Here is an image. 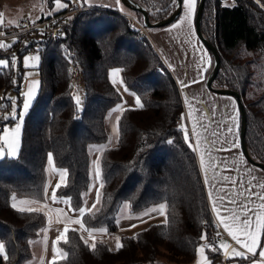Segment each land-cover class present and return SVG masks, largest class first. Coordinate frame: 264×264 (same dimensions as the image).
<instances>
[{
    "label": "trees",
    "instance_id": "trees-1",
    "mask_svg": "<svg viewBox=\"0 0 264 264\" xmlns=\"http://www.w3.org/2000/svg\"><path fill=\"white\" fill-rule=\"evenodd\" d=\"M41 1L47 7L53 3ZM66 1L68 7L55 13L70 7ZM136 1L147 9L150 20L165 16L175 5L172 0ZM121 10L85 5L67 14L62 23L55 19L54 36L49 28L11 33L19 28L6 24L0 27L11 33L3 37L11 38L10 42L3 40L11 47L0 48V59L9 60L7 67H0V98H4L0 99V129L15 120L11 113L7 114L9 119H3V110L10 107L9 90L18 94L22 91L18 89L25 80L21 55H40L35 65L40 84L28 112L22 114L18 156L0 158V242L8 257L5 260L0 256V264H22L32 258L46 224L43 212H19L12 207V198L43 197L45 164L51 153L54 164L68 170L66 186L55 188L56 196L70 197L71 209L79 208L92 182L93 146L106 147L98 156V179L104 186L99 189L100 210L94 215L86 213L82 219L86 227L104 226L108 232L118 233L123 247L117 250V243L111 245L104 237L93 241L84 232L69 231L68 243L57 245L67 253L58 264H184L194 259L198 244L211 245L205 249L210 264H254L256 259L249 253L246 257L230 253L222 257L212 237L216 225L196 152L185 141L176 120L182 108L179 88L151 40L140 35ZM130 12L142 20L138 10ZM48 13L41 10L32 22L48 18ZM200 27L219 53V68L212 84L239 92L246 114L247 149L253 158L264 161V0H204ZM204 47L210 57L207 74L213 57ZM13 55L16 62L11 60ZM70 64L82 81L80 111L74 99ZM110 67L123 69L120 77L124 86L144 104L143 108L123 106L114 143H109L106 116L121 100V93L111 82ZM122 201L130 204V213L166 203L167 216L119 230L116 218ZM205 232L207 239L201 240ZM91 243L96 244L95 250Z\"/></svg>",
    "mask_w": 264,
    "mask_h": 264
},
{
    "label": "crops",
    "instance_id": "crops-1",
    "mask_svg": "<svg viewBox=\"0 0 264 264\" xmlns=\"http://www.w3.org/2000/svg\"><path fill=\"white\" fill-rule=\"evenodd\" d=\"M83 5H103L113 8L121 9L122 3L121 1L117 4V0H79ZM61 3L66 4V0H60ZM124 6V5H123ZM1 7H12V5H1L0 4V11ZM124 8V7H122ZM60 9H57L54 0L49 9V12L52 14ZM184 15L182 8L178 15L171 20L170 22L155 27L151 29V37L154 43L155 48L162 56L163 60L165 61L166 65L168 66L170 72L172 73L174 80L179 88L180 96L182 99V103L184 108L186 109L188 119L190 121L191 128H193V117L189 115V108L188 103L186 102V97L189 98L193 106L198 109L199 111L196 113L197 116H202L200 123L205 126L206 131L204 129H200L203 132V135L207 138L208 141H217L219 142L215 144H208L205 143V148H211L212 152L211 155L214 157V164L213 168L209 170L208 173V180L205 178V173L203 167L200 163L199 152H196V157L198 160L202 180L205 186L206 195L208 199V203L210 206V210L212 212L213 218L217 220V216L215 211L212 207L211 199L209 198V189L213 187L215 192L218 196L225 198V203L228 207L236 208L237 211H240L238 206L248 203L250 199L256 205L261 203L260 200L257 199L255 195H251L250 193H261L264 194V190L258 187L259 183H264V169L259 165L249 161L243 154L240 143H239V108L236 98L229 93H222L217 92L209 87H207L205 83L206 78V71H203V79H201V67L200 65V56L204 55L208 58L209 54L204 45L199 40L198 36L196 35L195 28H194V20H192V37L189 40L187 35L188 33V26L184 25L183 30H172L171 26L177 23L181 17ZM194 19V18H193ZM7 22V21H6ZM3 31V30H0ZM153 37L155 40H153ZM5 38L0 36V42H3ZM156 41V42H155ZM163 49V50H162ZM209 63L203 65V68L208 67ZM117 67H110L109 68V76L111 78V70ZM34 78L36 80L37 74H34ZM183 80L188 87H182L180 81ZM193 80L199 81L198 83H192ZM120 84V83H119ZM29 83L25 80V87L21 92L25 91V88L29 87ZM26 90V91H27ZM133 91H125L123 90V99L119 101L117 105H135V97L132 95ZM126 101L130 104H123L122 102ZM238 108V122L236 125V135L234 137L235 142L239 145L238 148H229V145L225 143L226 138L228 137L227 129L228 127H232L231 120L229 119L230 116L234 115L232 111V105ZM118 113L113 112L110 110V114L108 116V124L110 127V138L109 143H114L117 135L114 132V125L116 124L115 117ZM17 122V121H16ZM12 125V124H11ZM9 128H13L9 126ZM214 133H218L214 135ZM192 144L195 145V135L192 131ZM99 156V152L93 151L91 155V164H92V182L90 185V189L88 192V196L86 198V203H84L80 207L89 208L95 202L96 193L99 191V179L96 176L94 171L93 161L97 160ZM46 169V180L44 184L43 190V197L37 198L30 195H19L15 197V201L11 200V203L14 202L17 204V208L25 207L20 203L21 200H37L39 204H33L32 207L36 208H43V213L45 214L46 224L43 228V234L36 246V254L29 258L28 260L24 261L22 264H49L51 261L54 248L57 247L54 244L56 236L59 235V232L62 231L65 224L56 220V216L54 212H51L50 209H63L69 216L73 219L79 218L76 212L70 210L68 204L63 203L62 201L67 199V196L57 197L56 201H52L50 199L52 192L55 189L56 184L60 181V175L57 171L59 169H64L60 166H54L53 168L49 167L48 158L45 164ZM251 170V172L249 171ZM224 177H231L232 180H225ZM236 181L233 184L232 181ZM251 180V187L248 184V181ZM243 182V187H240V183ZM47 192L48 197L44 196V193ZM236 199V205H232L229 203L231 199ZM46 205V207H45ZM98 206V205H97ZM252 205L249 204V207ZM145 211H141L139 213H130L125 209L124 211H119L118 216L116 218L117 226L119 230L124 229H131L132 225H138L148 219L152 218H161L162 215L158 213H151L150 216H141L142 213ZM52 217V224L49 227L48 225V218ZM215 224V222H214ZM216 225V224H215ZM222 227L223 225L220 224ZM76 226L79 228V225H70ZM86 227V226H85ZM86 228L90 229H99L104 228V226H89ZM217 228V226H216ZM224 228V227H223ZM46 229V230H45ZM226 230V229H225ZM227 235H221L215 239L218 246L221 243L229 244L230 240L233 239L231 235H229L228 231L226 230ZM88 237V232H84ZM96 237L106 238L107 241L111 245H115L117 243L118 233L115 232H104V233H95ZM45 237L47 240L45 241ZM234 240V239H233ZM235 241V240H234ZM236 242V241H235ZM237 244V243H236ZM201 244H198L196 247V254L194 259L189 263L184 264H198L200 260V255L198 253V248ZM239 245V244H238ZM235 246V245H233ZM241 246V245H240ZM220 248V247H219ZM264 250V234L261 235L260 238V245L257 248L256 254L259 256V252ZM223 252L224 250L221 249ZM254 256L255 261H261V257ZM205 257L209 262L210 258L207 256L205 251ZM157 264H183V263H157ZM219 264H225L224 262Z\"/></svg>",
    "mask_w": 264,
    "mask_h": 264
},
{
    "label": "snow or ice",
    "instance_id": "snow-or-ice-1",
    "mask_svg": "<svg viewBox=\"0 0 264 264\" xmlns=\"http://www.w3.org/2000/svg\"><path fill=\"white\" fill-rule=\"evenodd\" d=\"M69 2H75V0H69ZM86 2V0H85ZM120 0H117V4H119ZM173 4H177L179 7L182 8L184 15L181 17V19L173 24L171 26L170 31L172 30H183L184 25L188 26V37L189 40L192 37V20L193 16L195 14L196 10V3L197 0H172ZM54 4L57 9H62L68 7V4L61 3L60 0H54ZM48 15H51V13H48ZM3 13H0V27L3 26ZM19 26V24H17ZM15 42V41H14ZM11 45L0 42V48L6 49L10 48ZM17 57L13 55L11 57L12 62H15ZM40 60V57L38 55L36 56H25L23 58V63L25 67L30 66V62H35V64H38ZM210 62V58L201 55L200 56V67L202 69L200 75L201 79H203V71H206V68H203V65ZM35 64H32L31 66H35ZM9 65L8 59H0V67H7ZM123 71V69L120 68H113L111 70V82L115 85L117 83L123 84L124 81L120 77V73ZM31 75V73H29ZM199 81L193 80L192 83H198ZM40 81L38 80H32L30 82V85L28 87V90L26 92H23L22 95L25 97L23 101V113H27L30 105L32 104L33 100L35 99L37 89L39 87ZM180 84L182 87H188V85L181 80ZM125 91H128L127 87H125ZM132 95L135 97V105L138 108H143L144 104L141 102L140 96L135 95V93H132ZM4 99V98H0ZM7 99L12 103V113L11 118L17 119V113H16V105L15 100L12 97H7ZM186 102L188 103L189 108V115L193 117V128L192 131L195 135V145L193 146L192 141L189 138V132L187 127L184 123H181L179 125L180 129L183 131L184 139L186 142L189 143V146L192 148L193 152H199L200 157V163L203 167L205 178L208 180V173L209 170L213 168L214 164V157L211 155L212 149L211 148H205L204 144H215L219 142V139L217 141H208L207 138L203 135V132L200 129H204L206 131V128L204 125L200 123L202 116H197L196 113L199 111L196 109L189 98H185ZM75 103L77 105V111H80V104L81 99L79 95L75 96ZM125 109L122 105H117L115 109H113V112L116 113H122ZM131 110V109H129ZM232 111L235 113L234 115L230 116L229 119L231 120L232 127H228L227 133L228 137L225 140V143L229 145V148H238L239 145L235 142L234 137L236 135V125L238 122V108L234 106V103L232 105ZM3 119L7 120L9 119V116L5 115ZM120 115H116L115 121L116 124L114 125V132L118 136V125H119ZM181 120H183V116L181 117ZM23 125V115L19 117L17 122L15 123V126L13 128L4 127L3 129H0V158H4L5 156L16 158L18 156L20 142H21V130ZM214 135H217L219 137L218 133H214ZM171 142V141H170ZM106 150L105 146H93V148L90 149V151H96L103 153ZM48 164L50 168L54 167L53 162V155L51 153L48 154ZM94 171L96 173V176L99 178L101 175V168H100V161L99 159L93 161ZM60 175V181L56 184L55 188L59 189L62 186H66V177L68 175L67 169H59L55 170ZM251 172V170H249ZM225 180H232L231 177H224ZM233 184L236 183V181H232ZM249 186L251 187V180L248 181ZM103 182L101 181L99 184L100 188H103ZM240 187H243V182L240 183ZM258 187L264 190V183H259ZM251 195H255L258 200L261 201L259 205L254 204L251 202V200H248V203L242 204L238 206L240 208V211H237L236 208L228 207V205L225 203V198L220 197L216 194L215 189L213 187H210L209 189V198L212 202L213 210L216 213L218 224H222L224 229H226L229 233V235L232 236V238L236 241L237 244L241 245L244 249L247 251H239L237 249H232L230 255L235 257H246L248 253H251L253 256L256 255V251L258 246L260 245V238L261 235L264 234V194L261 193H250ZM87 196V193L84 194ZM45 197H48L47 192L44 193ZM50 199L52 201L57 200L56 192L55 190L52 192ZM13 200L15 201V197H13ZM65 204H68L70 207V210L73 212H76L78 214L79 218L73 219L71 216H69L63 209H50L51 212L55 213L56 220L59 222H62L65 224L62 231L59 232V235L56 236V239L54 241V244L58 245L61 241L64 243H68V236L67 234L69 231L73 232H88L89 237L93 241H95L96 236L95 233H104L107 230L104 228L99 229H90L86 228L85 224L83 222V217L87 214L94 215L95 212H98L100 209L97 207V205L101 204V193L97 191L96 193V199L95 202L91 205V207H79L77 209H71V198H67L62 201ZM20 203L22 205H25V207H19L17 208V204L14 202L12 204V207L17 209L19 212H28V213H35V212H42L43 208H36L32 207L33 204H39V201L37 200H21ZM86 203V201H85ZM230 204L236 205V199H231L229 201ZM249 204L252 206L249 207ZM46 207V205H45ZM125 209L130 208V204L126 203L124 205ZM167 209L168 205L166 203H161L157 207H153L145 211L141 214V216H150L151 213H158L160 215L167 216ZM167 223V219L164 221ZM52 224V217L48 218V225L49 227ZM70 225H79V228H70ZM131 227H135V225H132ZM46 230V229H45ZM217 236L220 235L219 232L216 234ZM83 239V236L81 237ZM117 239V245L116 248L119 250L123 247V244L120 243L119 238ZM201 240L207 239V233H202ZM47 240V237H45V241ZM84 243L87 245L89 244V240L85 239ZM90 247L95 250L96 244L91 243ZM206 247H211V245L207 244H201L198 248V253L200 255V260L198 261V264H210V262L207 261V258L205 257V249ZM220 249H223L226 254L228 248L230 247L226 243L220 244ZM216 250V249H213ZM0 256L3 257V259L7 260V253L5 249V245L3 242H0ZM259 256L261 257V261L254 262V264H264V250L259 252ZM67 258V253L64 252L59 247L54 248V254L49 261V264H58V261L64 260ZM43 264V262H42Z\"/></svg>",
    "mask_w": 264,
    "mask_h": 264
},
{
    "label": "rangeland",
    "instance_id": "rangeland-1",
    "mask_svg": "<svg viewBox=\"0 0 264 264\" xmlns=\"http://www.w3.org/2000/svg\"><path fill=\"white\" fill-rule=\"evenodd\" d=\"M232 1L233 0H221V2H224V3H231ZM0 4L1 5H4V4H7V5L10 4V5H12V7H8V9L5 8V7H1L0 13H3V17H2L3 24L12 25V26L15 25L16 27H19V29L25 28L24 27L25 24L22 23V19L24 17H29V19L31 20L32 17L33 18L38 17V15H39V13H40L41 10L44 13H48L49 12V9L51 7V6H48L47 7L41 0H0ZM122 7H124V8H122ZM122 7H120L122 10H124V11H126L128 13H131L130 12V9H128L127 7H125L123 5H122ZM69 11L70 12H68V13H71L72 12V10H69ZM52 14H55V12H53ZM17 24H19V26H17ZM149 27H152V26H147V28H148V30H149V32L151 34V31L150 30L153 29V28H149ZM155 27H158V26H155ZM10 39L11 38H6V39H4V41L5 42L6 41L7 42H10ZM153 40H155L154 37H153ZM36 55H38L40 57V55H39L38 52H32L30 54L23 53L21 55V61L23 63V58L25 56H36ZM32 64H35V62H30V66L25 67L24 72H23V75H22V79H25L27 81V83H29V84H30V82L32 80H35L34 74L38 71V68L36 66H34V67L31 66ZM29 73H31V75H29ZM71 77H72L73 85H74V99H75V96L76 95H79L80 96L81 104H80L79 107L81 108L82 103H83V86H82V81H81V78H80V75H79L77 69L71 72ZM115 86L119 89V91L121 93V99H123L122 97H124V96H123L122 91L125 90L124 84L117 83V84H115ZM26 90H27V88H25V91L24 92H26ZM22 93L23 92H20L18 94L14 90H9L10 97L14 98V100H15L17 119L14 120V122H13L12 125H10L9 122H6L4 124V126H3V128L4 127H9V126L10 127H12V126L14 127L16 121L23 114L22 109H23V101H24L25 97L22 95ZM132 93H134V92H132ZM135 95H136V93H135ZM0 96H1V91H0ZM181 102H182V99H181ZM122 103L123 104H130L129 102H126V101H123ZM116 107H117V104H114L113 107L111 108V111L113 109H115ZM184 109L185 108H184V105L182 103V108H181L180 111H183ZM12 110H13L12 103L10 102L9 110H3L4 111V115H7L8 113H12ZM7 111H9V112H7ZM109 114H110V110L107 112V116H106L107 127H108V130H109V137H110V127H109V124H108V116H109ZM189 124H190V121H189ZM189 132H192V128H191V131H189ZM189 138L192 141L193 137H190V135H189ZM54 166H55V164H54ZM125 204H126V202L125 201H122V205H121L119 211H124L125 210V208H124V205Z\"/></svg>",
    "mask_w": 264,
    "mask_h": 264
},
{
    "label": "water",
    "instance_id": "water-1",
    "mask_svg": "<svg viewBox=\"0 0 264 264\" xmlns=\"http://www.w3.org/2000/svg\"><path fill=\"white\" fill-rule=\"evenodd\" d=\"M120 1L125 7L129 8V9L138 10L142 16V22L146 26H159V25H164V24L170 22L171 20H173L178 15L180 8H181L177 4H175L174 7L171 9V11L168 14H166L165 16L157 18L155 20H150L147 9L138 1H136V0H120ZM203 3H204V0H198L197 1L196 10H195V17H194V28H195V32H196L197 36L202 41V43L207 48L210 49V51L212 53V57H213V63H212V66H211L209 72L206 75L205 83H206L207 87H209L210 89H212L214 91L222 92V93H229V94L234 95V97L237 100L238 106H239V143H240L241 150H242L244 156L249 161L259 165L260 167H262L264 169V161L257 160L255 158H253V156L249 153L247 146H246V142H245V138H244V133H245V128H246V114H245V109H244V106H243L239 92L235 88H232L229 86H218V85L212 84V80H213V78H214V76H215V74L219 68L220 58H219V53L217 51V48L203 34L201 27H200V17H201V13H202Z\"/></svg>",
    "mask_w": 264,
    "mask_h": 264
},
{
    "label": "built area",
    "instance_id": "built-area-1",
    "mask_svg": "<svg viewBox=\"0 0 264 264\" xmlns=\"http://www.w3.org/2000/svg\"><path fill=\"white\" fill-rule=\"evenodd\" d=\"M83 6H85V5L81 4V2H80L79 0H75V2H71V3H70V8H68V9H66V10H64V11H62V12H59V13L51 14L48 18L43 19V20H41V21H35V22L33 21V22H32V19L30 20L29 17H24V18L22 19V23L25 24V26H24L25 28H23V29H18V30L14 31V32H11V33H15V32H17V31H21V30H25V29H31V28L38 27V28H49V29H50V35H51V36H54V35H55V29H56L57 25L54 24L53 21H54L55 19H57L56 22H57L58 24H59V23H62V22L65 21V19H66V15H67V14H70V13H68V12H70L69 10L74 11V10L80 8V7H83ZM120 10H121V9H120ZM121 11H122L124 14H126V15L130 18L131 23L137 28L138 33H139L140 35H142V36H146V37H148V38L151 40V42L153 43V41H152V37H151V34H150V32H149L147 26L143 24L142 20L138 19V18L135 17L134 15H132V14H130V13L124 11V10H121ZM18 28H19V27H18ZM11 33H5L4 31H0V36H1V37H4L5 35H7V34H11ZM153 45H154V43H153ZM27 52L29 53L30 50L27 49ZM69 70H70V72H72V71L76 70V68H75V66H74L73 64H70V65H69ZM24 86H25V80H22V81L20 82V86H19L18 89L21 91V90H23ZM182 116H183V120H181V117H182ZM176 120H177V122H178L179 125H180L181 123H184L185 126H186L187 129H188V132L191 131V126H190V124H189V120H188L187 112H186L185 109H184L183 111H180V112L176 115ZM189 135H190V137H192V132H189ZM213 219H214V218H213ZM214 222H215L217 228L212 232V237H213L214 239H216L217 237H219V236H221V235H227V236H228L226 230H225L220 224H218V221H216V220L214 219ZM217 232L220 233L219 236L216 235ZM228 245L230 246V247L228 248V250H227V253H228V254L231 253V250H232V249H237V250H239V251H244V252L247 251V250L244 249L242 246L236 244V242H235L233 239L230 240V242H229ZM233 245H235V246H233ZM249 254H251V253H249ZM226 255H227V254L225 253V251H223V252H222V256L225 257ZM251 255H252V254H251ZM255 256H258V255L256 254ZM258 257H259V256H258Z\"/></svg>",
    "mask_w": 264,
    "mask_h": 264
}]
</instances>
